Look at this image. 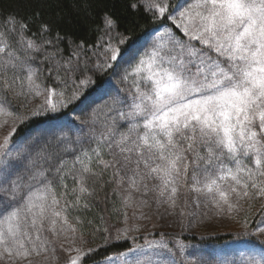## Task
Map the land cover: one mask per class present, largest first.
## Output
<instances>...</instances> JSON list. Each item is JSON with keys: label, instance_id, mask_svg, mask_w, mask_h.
<instances>
[{"label": "snow or ice", "instance_id": "snow-or-ice-1", "mask_svg": "<svg viewBox=\"0 0 264 264\" xmlns=\"http://www.w3.org/2000/svg\"><path fill=\"white\" fill-rule=\"evenodd\" d=\"M129 7L136 10V0H131ZM150 7L160 17L169 8L166 3ZM174 11L167 19L188 42L176 39L166 27L123 76L125 81L133 77L135 89L131 111L120 113L130 121L126 131L118 132L115 121L93 120L102 128L99 132L93 129L88 138L95 147L81 146V155L74 157L71 166L47 137L37 136L32 149L15 156L8 151V144L16 127L0 142V264H55L60 237L72 245L82 239L78 233L85 221L72 213L90 207L94 186L109 171V182L125 186L124 208L132 205L133 193L140 195L137 207H150L151 195L162 218L175 215L177 208L181 216L185 214L187 197L184 207L178 203L182 181L197 207L210 204L219 213L238 212L242 200L264 197V0H182ZM6 22L14 31L17 17L10 14ZM19 23L21 31L27 28L23 19ZM104 23L116 27L111 16L105 15ZM42 30L48 31V26L42 25ZM193 41H199L215 57L195 48ZM20 43L26 54L40 51L23 35ZM120 54L111 44L105 52L110 61ZM54 57L55 53L45 57L50 64L46 71L65 84L60 90L45 86L40 69L30 63L31 57L22 59L0 32V90L14 98L43 96L44 103L32 111L33 116L66 107L79 99L80 86L92 81L88 77L78 85L73 81L76 86L69 92L60 74L71 78L81 71L79 65ZM111 66L107 62L96 65L98 69ZM5 115L15 116L21 124L27 118L0 102V116ZM85 142L79 137L76 141ZM69 177L73 181L70 192L65 183ZM69 194L74 199L69 200ZM60 247L63 249V244ZM66 251L76 253L69 264H82L83 257L93 250L73 246ZM251 264L262 262L253 259Z\"/></svg>", "mask_w": 264, "mask_h": 264}, {"label": "trees", "instance_id": "trees-1", "mask_svg": "<svg viewBox=\"0 0 264 264\" xmlns=\"http://www.w3.org/2000/svg\"><path fill=\"white\" fill-rule=\"evenodd\" d=\"M172 1L168 12L164 17H160L141 0H136L138 3L136 10L129 7L131 0H0V32L15 42L20 41L21 35H23L24 39L41 43L44 50L51 55L55 53L64 59L72 58L74 53H78V49L82 48L84 51L80 55L81 68L84 71L82 76L86 74L89 77L91 74H87L88 63H90L88 58L95 56L91 55L90 50L96 49L99 45L102 47L110 43L113 47H118L121 54H127V51L130 52L131 49H134L146 36L163 26H170L180 33L172 21L167 19L168 14H172L175 9L173 2H179V0ZM10 14H14L18 21L14 31L12 30L13 25L6 22ZM105 15L111 16L116 21V27L112 33L108 31L104 23ZM21 19L27 24V28L23 31H21L19 23ZM42 25H47L48 31H43ZM121 38L125 41L123 44L119 43ZM46 41H51V43H46ZM82 50L80 49V51ZM137 56H132L130 61L135 62ZM116 66L113 64L111 67H103L95 71L89 77L92 83L80 86L79 99L58 109L57 112H42L40 115L33 116L31 113L41 105L39 102H36L38 104L33 109L26 108L25 110L23 106L27 101L22 105L20 102L23 100L22 98H14L11 94L0 90V102H4L14 113L27 117L22 124L16 122L17 131L9 141L8 151L11 152L14 148V156L17 152L26 154L25 150L33 147L32 141L37 136L43 137L44 131L42 130L47 126L60 123L71 116L77 120V111L102 91L107 80L114 75ZM49 67L50 64L45 62L42 70L43 83L46 86L57 87L58 90L63 89L65 84L55 81L53 77L45 73ZM60 75L66 80L69 92L78 85L82 78L78 75L73 80L76 81V85H74L73 81L64 77L63 72ZM0 89H2V85H0ZM64 131L69 135L68 140L61 142L62 137H51L50 140L53 141L54 150L71 166L74 157L81 155V146L84 149H90L95 147V144L86 138L82 139L86 141L83 145L76 143L78 137L72 135L73 129L68 125ZM63 145L69 148L64 149ZM104 158L108 159L107 155ZM20 171L26 175L24 168H21ZM110 178L109 171L94 186L95 193L88 200L90 205L88 209L72 213V216H80L85 221L82 233H78V237L82 235V239L77 238L75 244L84 250H93L83 257L82 264H102L134 248V242L129 238L111 240L108 236L110 226L123 225L126 221L125 212L128 216V209L122 206L123 195L119 186L114 181L109 182ZM49 179H53L54 183H59L53 176H49ZM65 183L68 184L70 192L73 181L69 177ZM57 190L61 191L62 189L58 188ZM68 199L72 200L74 197L69 194ZM225 214V218H229L230 222L222 224V226L215 224V227L218 228H214L210 235L200 237L184 234L181 238L194 244L223 245L236 239L238 232L247 230L253 242L261 243L251 232L259 227L264 220V197L242 200L241 209L238 212L223 213V215ZM87 221H91V224H88Z\"/></svg>", "mask_w": 264, "mask_h": 264}, {"label": "rangeland", "instance_id": "rangeland-1", "mask_svg": "<svg viewBox=\"0 0 264 264\" xmlns=\"http://www.w3.org/2000/svg\"><path fill=\"white\" fill-rule=\"evenodd\" d=\"M141 2L147 4L149 7L153 3H158L162 6L166 3L169 6L171 0H141ZM181 2L182 0H179V2L176 3L173 2V8ZM152 9L157 15H159L154 8ZM172 15H175V11L172 12ZM166 27L171 29V33L176 39L183 40L187 44L188 37L184 36L180 29V33H178L170 26H163L146 36L139 45L134 47V49H131L130 52L127 51V54H120L115 61L108 60L105 55L106 49L110 43H107L102 47L99 45L96 49L90 50L91 55L95 56L88 58V62L90 63H88L87 74H91L90 76H92L95 71L99 70L96 67L97 64H104L107 62L111 65H117L114 75L107 80L102 91L98 92L91 102L87 103L81 110L79 109V111H77V120L71 116L65 118L60 123L51 124L42 130L44 131L43 137H47L48 140H50L51 137H62L67 138L66 140H68L69 135L64 131L66 125H68L73 129L72 135L81 139H88L93 129L97 132L102 130L101 124L99 122L94 124L93 120L107 121L109 123L115 121V126L118 132L126 131L130 121L122 118L120 113H128L131 111L130 106L133 103L135 89L132 87L131 83L133 77L129 76L128 80L125 81L123 80V76L131 71V65L136 62H131L130 58L134 55H138L136 57L138 58L145 51L151 49L153 44L158 40V33L163 32ZM107 29L112 33L114 28L107 27ZM5 38L22 59L26 58V56L31 57L30 63L34 68L40 69L41 80L43 81V65H45V62L49 63L45 57H51L52 55L44 50V46L41 43L34 40L32 41H34L40 48V51L29 50L26 54L24 51V45L21 44L20 41L15 42L9 37ZM26 40L31 39H25V41ZM192 44L195 48L208 52L199 41H193ZM80 49L82 50V48H79L78 53H75L72 58H69L72 61V64H78L81 70L71 76V78H68L71 81L75 80L78 75L82 76L84 73L80 62V55L83 54L84 51H80ZM208 55L215 57L216 54L214 52H208ZM69 59H64L59 55H55L54 57V60H59L61 62L68 61ZM86 77L88 76L85 74L80 80ZM25 101H27V103L24 105ZM20 102L24 105L23 108L25 110L26 108H29L28 110H30L38 104L36 102H39L42 105L44 103V97H29ZM4 106L12 111L5 104ZM16 122L17 120L15 116H0V142H3L4 137L7 136L12 128L16 126ZM115 138L118 139L119 137L117 136ZM63 148L68 149L69 147L63 145ZM14 150L15 149L13 148L11 151L12 154L14 153ZM124 187L125 186H119L123 196L126 195ZM185 197L188 199V205L185 208V214L183 216L180 215V208H177L175 215H165L162 218L155 211L156 206L151 195L148 197L151 206L139 208L137 205L139 203L140 195L139 193H133L132 205L127 207V220L121 226L111 225L108 229V236L111 240L129 238L134 242V248L131 251L107 260L102 264H137V262H139V264H170V261H174L175 264H251L253 259L261 261L262 264H264V220H262L259 227L251 232V234H254L260 240V244H258V242H253L250 239L247 230L238 232L236 239L223 245L194 244L183 240L181 237L184 234L205 237L210 235L214 231V228H218L215 227V224L222 226V224L230 222L229 218H225L226 214L223 215V213H219L214 206L210 204L205 207L204 204L201 203V205L197 207L192 201L188 187L184 185L182 181L180 200L178 202L180 207H184ZM141 212H143V216H141ZM189 213H195V215H190ZM224 213L227 212L225 211ZM125 230H127L126 234ZM61 244L64 246L63 249L60 247ZM160 244H166L167 248L156 247V245ZM149 245L152 246L150 247ZM73 246L78 247L76 244L72 245L65 241L64 237H60L56 241V255L58 259L55 264H69L70 257L76 255V253L66 251V249ZM181 247H183V251H181Z\"/></svg>", "mask_w": 264, "mask_h": 264}]
</instances>
